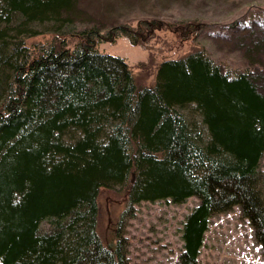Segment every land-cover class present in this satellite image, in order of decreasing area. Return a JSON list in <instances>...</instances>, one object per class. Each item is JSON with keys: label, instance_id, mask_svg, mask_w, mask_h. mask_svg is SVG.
Segmentation results:
<instances>
[{"label": "trees", "instance_id": "16d2710c", "mask_svg": "<svg viewBox=\"0 0 264 264\" xmlns=\"http://www.w3.org/2000/svg\"><path fill=\"white\" fill-rule=\"evenodd\" d=\"M76 5L0 0V264H128L132 204L192 195L178 264H197L210 217L234 205L264 254V72L225 71L197 48L164 58L153 83L139 84L98 44L145 35L122 24L77 29ZM38 35L50 36L27 42ZM101 187L126 197L106 241Z\"/></svg>", "mask_w": 264, "mask_h": 264}, {"label": "rangeland", "instance_id": "374dc122", "mask_svg": "<svg viewBox=\"0 0 264 264\" xmlns=\"http://www.w3.org/2000/svg\"><path fill=\"white\" fill-rule=\"evenodd\" d=\"M76 11L77 29L96 26L105 31L119 24L140 29L145 35L140 43L120 34L115 41L98 44L100 51L123 57L139 84L153 83L164 58L197 48H204L225 71L248 66L257 75L264 72V0H77ZM150 21H161V26L146 29ZM258 41L262 46L254 47ZM258 84L264 85L261 80ZM259 172L264 196V152ZM198 200L192 195L179 203L170 199L133 203L123 218L128 264H178L183 221ZM97 201V231L104 241L110 240L126 197L122 191L101 187ZM197 264H264L254 229L237 205L210 217Z\"/></svg>", "mask_w": 264, "mask_h": 264}]
</instances>
